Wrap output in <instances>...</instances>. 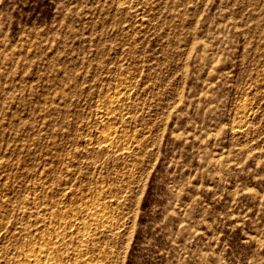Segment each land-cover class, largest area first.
Listing matches in <instances>:
<instances>
[{
  "label": "rangeland",
  "instance_id": "rangeland-1",
  "mask_svg": "<svg viewBox=\"0 0 264 264\" xmlns=\"http://www.w3.org/2000/svg\"><path fill=\"white\" fill-rule=\"evenodd\" d=\"M264 264V0H0V264Z\"/></svg>",
  "mask_w": 264,
  "mask_h": 264
},
{
  "label": "bare ground",
  "instance_id": "bare-ground-1",
  "mask_svg": "<svg viewBox=\"0 0 264 264\" xmlns=\"http://www.w3.org/2000/svg\"><path fill=\"white\" fill-rule=\"evenodd\" d=\"M46 250L30 251L25 256L27 264H41L46 261Z\"/></svg>",
  "mask_w": 264,
  "mask_h": 264
}]
</instances>
